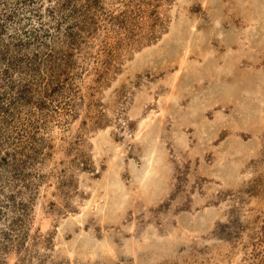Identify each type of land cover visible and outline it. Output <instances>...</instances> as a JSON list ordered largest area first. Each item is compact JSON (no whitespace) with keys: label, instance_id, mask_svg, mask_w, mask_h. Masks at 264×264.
I'll list each match as a JSON object with an SVG mask.
<instances>
[{"label":"rangeland","instance_id":"rangeland-1","mask_svg":"<svg viewBox=\"0 0 264 264\" xmlns=\"http://www.w3.org/2000/svg\"><path fill=\"white\" fill-rule=\"evenodd\" d=\"M71 2L0 121V264H264V0Z\"/></svg>","mask_w":264,"mask_h":264},{"label":"trees","instance_id":"trees-1","mask_svg":"<svg viewBox=\"0 0 264 264\" xmlns=\"http://www.w3.org/2000/svg\"><path fill=\"white\" fill-rule=\"evenodd\" d=\"M8 1L9 0L0 1V3L4 5L3 9L0 10V80L2 81L0 82V88L7 87L6 89L0 90V121L4 120L5 122L8 121L7 116L10 114L9 109L11 105L16 101L15 90L18 87V92L21 95H25L28 89L27 83H30V80L23 82L20 79H13V76L15 74L22 75L23 73L30 75L33 74L35 70H40L41 67V63L37 62L38 55H35L37 59L33 58L30 60L27 59L28 56L22 54L21 51L32 44L41 47V45L47 41L48 37H54L56 33L60 34L61 26L64 23L63 20L65 19V21H67L68 18H70L69 16H72L84 7H78V5L73 4L71 0H65L63 6L70 8L71 13L69 15L63 14L60 17L59 24L51 27L47 26V22L44 19L45 12L42 9L44 4L37 6L36 1L38 0H13L16 1L13 6H11ZM91 7L92 4L90 8ZM56 10L57 9L53 7L47 8V11L51 15L56 13ZM35 21L40 22L36 23ZM73 27L75 26H69L67 28L68 32L66 36L68 38H76L78 36L76 31L73 30ZM12 28H15V30L12 31ZM13 45L18 48L16 51L13 49ZM51 53H53V51H51ZM55 54H50L49 56L51 57L48 61V67L53 73L56 71L52 64L55 59ZM2 60L6 61V64H2ZM1 76L10 77L11 81L6 80L7 83H5V79H1ZM19 150V148H16L15 151L14 149H7V154L0 158V178L3 177L4 172H7L6 175L12 178H15L16 175L18 176V167L20 166L18 163L15 164L13 158L16 160ZM8 173H11V175Z\"/></svg>","mask_w":264,"mask_h":264}]
</instances>
